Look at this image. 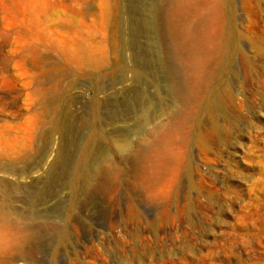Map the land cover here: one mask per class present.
<instances>
[{
	"label": "rangeland",
	"instance_id": "rangeland-1",
	"mask_svg": "<svg viewBox=\"0 0 264 264\" xmlns=\"http://www.w3.org/2000/svg\"><path fill=\"white\" fill-rule=\"evenodd\" d=\"M177 1L0 0V264H264V0Z\"/></svg>",
	"mask_w": 264,
	"mask_h": 264
},
{
	"label": "bare ground",
	"instance_id": "bare-ground-1",
	"mask_svg": "<svg viewBox=\"0 0 264 264\" xmlns=\"http://www.w3.org/2000/svg\"><path fill=\"white\" fill-rule=\"evenodd\" d=\"M177 2L179 5L175 13L179 19L176 21V28L180 27L181 29H185L183 30L184 33L181 32V34H184L183 36H186L187 40L190 42V49L204 50L205 47H210L211 51L218 53L221 57L223 49L222 46H220V19L216 23V17L219 16V11L216 10L214 0H178ZM202 6H206V9H203ZM201 76L205 79L203 85L206 86L211 80L210 73L207 72ZM177 115V109L175 110V108H172L168 111L167 115L162 116L163 118L159 122L148 126L147 131L142 134L141 138L136 143L130 146L128 153L125 155L123 154L118 160V163L125 164L126 161H132L138 157L140 158V154L151 146L152 136L159 132L164 126L171 124ZM107 161L110 165H117L115 161L110 159ZM145 181L149 184V180Z\"/></svg>",
	"mask_w": 264,
	"mask_h": 264
}]
</instances>
